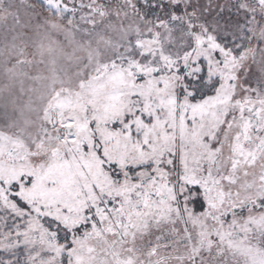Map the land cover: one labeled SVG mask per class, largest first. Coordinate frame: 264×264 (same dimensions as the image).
<instances>
[{
  "label": "snow or ice",
  "instance_id": "snow-or-ice-1",
  "mask_svg": "<svg viewBox=\"0 0 264 264\" xmlns=\"http://www.w3.org/2000/svg\"><path fill=\"white\" fill-rule=\"evenodd\" d=\"M0 264H264V0H0Z\"/></svg>",
  "mask_w": 264,
  "mask_h": 264
}]
</instances>
